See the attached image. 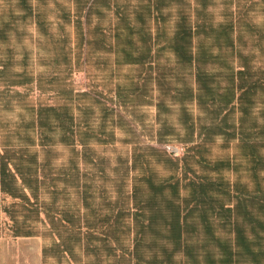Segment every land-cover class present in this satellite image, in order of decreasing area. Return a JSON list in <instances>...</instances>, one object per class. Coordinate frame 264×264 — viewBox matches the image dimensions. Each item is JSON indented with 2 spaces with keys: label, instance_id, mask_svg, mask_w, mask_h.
<instances>
[{
  "label": "trees",
  "instance_id": "16d2710c",
  "mask_svg": "<svg viewBox=\"0 0 264 264\" xmlns=\"http://www.w3.org/2000/svg\"><path fill=\"white\" fill-rule=\"evenodd\" d=\"M20 3L29 15L33 14L27 0ZM72 4L76 11L74 24L82 35V45L88 50L92 46L108 49L113 53L115 70L123 65L140 68L136 75L128 77L129 84L118 82L115 85L118 106L137 117L136 105H133L136 97L154 102L157 128L151 130V138L156 136L160 142L174 140L191 145L192 154L182 161L181 177L174 174L170 180L157 183L151 175L138 176L130 185L129 177L125 181L128 169L123 170L124 177L114 181L115 200L112 205L107 202L118 209L116 220L133 208L129 206L131 200L136 210L185 208L188 203L198 201L215 208L219 204L216 195L234 194L236 209L244 222L264 230V0H139L137 5L132 0H72ZM98 4L112 10L113 34L108 36L105 27L96 24L93 29L97 37L93 39L90 29H84L83 25H89L95 11L98 17L104 16V12L97 9ZM69 17L67 11L57 19ZM34 19L38 34H49V24L39 10L34 13ZM151 22L153 32L147 29ZM9 27V22L0 27V40ZM68 42L66 36L56 39L53 42L56 52L51 58L67 71L74 60V49ZM41 79V76L31 78L28 83L35 82L41 92L57 93L64 103L58 107L41 103L34 109L33 125L38 127L40 145L43 148L51 145V136L45 134L44 129L57 124H52L53 116L62 130L60 142L87 147L89 139L98 136H94L87 123L78 122L69 108L74 105L75 110L81 111L82 95L75 94L66 82L57 87H45ZM93 101L107 116L110 109L99 100ZM173 114H176V123L171 118ZM117 119L121 122L123 116L117 115ZM137 122L143 123L142 118ZM128 127L129 132L138 137L135 128ZM101 133L103 138L97 141L107 143L105 130ZM217 141L226 154L209 158L207 152ZM73 152L77 154L78 150ZM2 159L9 160L5 154ZM16 163L22 183L26 186L28 182L36 204L43 191L54 195L62 193L55 182L62 180V172L52 175L50 169L46 170V159H40L36 151L18 152ZM225 172L232 174L234 182L225 178ZM78 173L76 168V176ZM88 175L85 172L77 176L73 185L78 202L86 211L83 217L80 210L74 215L68 210L58 211L55 212L59 215L57 221L52 213L54 198L47 207L52 225L63 227L61 223H65L80 232L83 222L88 230L91 228L89 212L96 187ZM181 179L186 181L184 185ZM50 182L52 191L47 188ZM106 188L102 185L97 190L106 195ZM181 188L188 193L182 204L179 201ZM144 191H148L147 195L143 194L146 198L139 199ZM220 204L223 208L222 202Z\"/></svg>",
  "mask_w": 264,
  "mask_h": 264
},
{
  "label": "rangeland",
  "instance_id": "374dc122",
  "mask_svg": "<svg viewBox=\"0 0 264 264\" xmlns=\"http://www.w3.org/2000/svg\"><path fill=\"white\" fill-rule=\"evenodd\" d=\"M27 1L33 10L32 15L26 12L20 0H0V27L7 22L10 23L6 35L0 40V148L4 150L9 160L14 162L17 161L18 152L36 151L40 159H46V170L50 169L52 175L56 176L58 172H62V180L55 181L62 193L54 195L52 192L43 191L40 195L41 198L45 196L49 204L54 198L56 199V202L52 203V213L57 216L55 212L58 211L68 210L73 215L76 210L82 209L81 212H86L81 202H78V195L73 186L77 176L80 177L85 172L89 173L88 177L96 187L92 193L90 210L94 208L100 214L113 210L114 216L118 212V209L111 207L116 196L114 181L123 176V170L128 169L127 176L125 173V181L129 177L130 185L132 179L138 176L151 175L157 183L170 180V176L174 174L181 177L182 161L192 154L191 145L174 140L160 142L156 136H153L154 139L151 138V130L157 128L155 103L136 97L133 105H136L137 117L127 114L116 103L115 85L118 82L123 85L129 84L128 77L136 75L140 68L135 65H123L115 70L114 56L108 49L92 46L88 50L85 45H82V35L74 24L76 11L72 0H42V3L38 0ZM132 2L137 5L139 0H132ZM217 3L220 5L219 1ZM59 9H61L60 12ZM97 9L102 10L104 16L98 17L95 11L90 16L89 25H83L84 29L86 27L90 29V37L93 39L97 37L93 29L96 24L105 27L108 36L113 34L112 10H107L101 4H98ZM37 10L43 14L49 24V34L46 36L37 32L34 19V13ZM67 11L70 12L69 18L57 19L59 15ZM147 29L153 32L154 24L148 23ZM63 36L67 37L69 40L67 44L74 49L73 64L68 71L64 66L58 67L51 59L56 52L53 42ZM38 38H40L39 42ZM109 42L108 39L107 43ZM40 76L45 87H57L66 82L71 85L75 94L82 95L80 104L83 109L77 111L74 105L69 108L78 122L87 123L94 136H98L89 139L87 147L68 146L60 142L62 130L59 129L60 123L54 120L53 116L50 120L52 124H57L52 128L44 129L45 134L51 136V145L45 148L40 145L38 127L33 125L36 118L34 109L41 103L57 107L64 103L62 96L57 93L41 92L36 88L35 82L28 83L29 79ZM17 82H25V84L18 85ZM93 100H99L104 104L103 106L110 109L107 116L104 115L101 106L94 104ZM117 115H122L123 121L118 122ZM139 118H142L143 123L137 122ZM171 118L176 123V114H173ZM129 124L135 128L138 137L129 132ZM103 129L104 134L108 136L107 143L97 141V138H103L101 137ZM166 144L183 146L184 151L175 156L167 152L164 147ZM220 144L221 142L217 141L211 146L207 152L209 158L222 157L226 154V150ZM74 149L78 150L77 154L73 152ZM76 168L79 170L77 176ZM101 169H103L102 173ZM103 176L107 180L104 181ZM224 176L234 182L231 173L225 172ZM185 183L186 181L181 179V184ZM142 184L145 186L144 182ZM52 185L50 182L47 187L51 191ZM102 185L108 189L106 195L97 190ZM143 194L147 195L148 191L142 192L138 198H146ZM107 202H111V205ZM18 204L20 211H24L25 203ZM129 206L133 207L130 211L134 212L136 208L132 200ZM61 224L63 227L57 225L59 233L51 232L46 238L52 264H83L84 260L90 258L98 260L100 255L104 256L105 241H87L86 234L89 230L83 222H81L80 232L65 223Z\"/></svg>",
  "mask_w": 264,
  "mask_h": 264
},
{
  "label": "crops",
  "instance_id": "0c3cea01",
  "mask_svg": "<svg viewBox=\"0 0 264 264\" xmlns=\"http://www.w3.org/2000/svg\"><path fill=\"white\" fill-rule=\"evenodd\" d=\"M3 154L0 148V264H52L46 238L60 230L48 218L45 196L36 204L17 163L4 161ZM185 196L181 188V204ZM215 199V208L198 201L185 208L128 210L119 220L113 210L100 214L93 208L86 240L105 241L106 252L83 264H264V230L244 222L234 194Z\"/></svg>",
  "mask_w": 264,
  "mask_h": 264
},
{
  "label": "built area",
  "instance_id": "2783aa9c",
  "mask_svg": "<svg viewBox=\"0 0 264 264\" xmlns=\"http://www.w3.org/2000/svg\"><path fill=\"white\" fill-rule=\"evenodd\" d=\"M165 149L167 150L168 153L173 154L175 156H178L183 153L184 148L183 146H176L172 144H166L164 145Z\"/></svg>",
  "mask_w": 264,
  "mask_h": 264
}]
</instances>
